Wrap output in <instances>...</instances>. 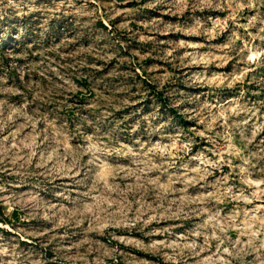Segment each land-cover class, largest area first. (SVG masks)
Segmentation results:
<instances>
[{
  "label": "clouds",
  "instance_id": "clouds-1",
  "mask_svg": "<svg viewBox=\"0 0 264 264\" xmlns=\"http://www.w3.org/2000/svg\"><path fill=\"white\" fill-rule=\"evenodd\" d=\"M0 264H264V0H0Z\"/></svg>",
  "mask_w": 264,
  "mask_h": 264
}]
</instances>
